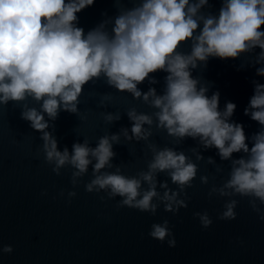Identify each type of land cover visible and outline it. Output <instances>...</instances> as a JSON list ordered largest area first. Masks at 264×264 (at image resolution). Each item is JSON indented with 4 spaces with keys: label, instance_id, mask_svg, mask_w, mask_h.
<instances>
[{
    "label": "clouds",
    "instance_id": "clouds-1",
    "mask_svg": "<svg viewBox=\"0 0 264 264\" xmlns=\"http://www.w3.org/2000/svg\"><path fill=\"white\" fill-rule=\"evenodd\" d=\"M94 4L95 0H0V106L21 105L20 118L41 134L45 162L55 175L72 168L71 184L76 188L91 168L85 191L104 193L102 202L105 196L118 200L117 210L155 216L161 206L172 215L187 209V189L194 186L198 163L214 166L217 175L224 172L213 157L201 154L215 149L222 162H229L227 178L219 186L213 183L207 193L209 199L225 200L217 219L236 220L239 197L247 198L264 222V84L252 81L254 94L244 115L260 128L249 138L244 125L232 120L237 105L229 101L221 110L220 93L209 96L211 85L193 76L210 59L249 57L247 65L264 78V0H221L216 12L209 0H113L116 13H102L104 18L86 32L79 26V14ZM160 72L166 74L160 93L155 87L140 89L145 82L158 84L154 74ZM100 80L152 111L131 108L125 112L130 128L101 136L95 147L83 139L73 143L71 151L66 146L61 151L49 129L54 130L62 111L78 116L85 87ZM108 100L110 93L101 94L99 106L106 108ZM103 119L112 125L121 114L104 112ZM159 132L176 146L191 138L198 147L191 149V157L176 146L160 147L152 139ZM121 137L127 143L142 142L151 153L146 168L135 175H126L120 164L112 163L117 155L113 147L121 144ZM161 175L164 180L158 179ZM199 179L209 185V176ZM76 196V191H69V203ZM193 217L205 230L213 224L207 211ZM173 228L164 219L151 225L148 237L175 248ZM13 252L12 245L0 247V255Z\"/></svg>",
    "mask_w": 264,
    "mask_h": 264
},
{
    "label": "water",
    "instance_id": "water-1",
    "mask_svg": "<svg viewBox=\"0 0 264 264\" xmlns=\"http://www.w3.org/2000/svg\"><path fill=\"white\" fill-rule=\"evenodd\" d=\"M209 2L213 5L212 11L219 10L221 0ZM105 12L109 16L116 13L113 0H95L92 7L79 14V26L87 32L104 18ZM248 62L249 57L210 59L193 76L211 85L209 96L220 93L221 110L229 101L237 105L232 120L243 124L250 138L260 126L245 116L244 110L254 94L252 81L264 84V78L257 77L256 68L248 66ZM154 75L159 83L145 82L139 86L142 91L146 92L149 87H155L158 93L162 91L166 74ZM105 93H110V100L105 102L106 108H101V94ZM78 107V116L62 111L53 122L54 130L49 129L61 151L65 146L71 151L73 143H82L83 139L95 147L101 136L118 133L122 127L130 128L125 112L131 108L145 113L152 111L130 95L108 87L103 80L85 87ZM104 112L120 113L121 119L109 125L103 119ZM20 116L21 105L10 102L6 107L0 106V247L12 245L14 248L11 255H0V264H264V222L252 211L248 199L237 197V219L228 222L217 219L225 200L208 198L211 185L219 186L229 171V162H222L215 149L201 150V154L205 159L213 157L224 169L223 174L217 175L214 166L206 161L199 162L194 186L187 189L188 208L172 215L161 206L152 216L128 208L117 210L118 200H108L105 196L102 202L100 196L104 193H87L84 185L92 178L91 168L76 188L71 184L72 168L65 167L59 176L55 175L53 166L45 162L41 134ZM152 139L160 147L176 146L163 132L155 133ZM196 147L197 141L187 138L176 149L191 157V149ZM113 150L117 155L112 163L120 164L130 176L145 169L146 161L151 159L142 142L127 143L123 137ZM240 155L234 154V158ZM203 175L209 176L207 186L200 182L199 177ZM158 179L165 177L161 175ZM69 191L77 192L70 203ZM44 192L47 195H41ZM204 211L213 219L207 230L193 217V213ZM164 219L174 226L175 248L148 237L151 225Z\"/></svg>",
    "mask_w": 264,
    "mask_h": 264
}]
</instances>
